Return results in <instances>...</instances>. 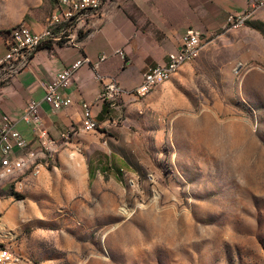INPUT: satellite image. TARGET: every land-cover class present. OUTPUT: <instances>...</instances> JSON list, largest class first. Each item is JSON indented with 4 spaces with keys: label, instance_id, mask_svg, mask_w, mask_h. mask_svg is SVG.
<instances>
[{
    "label": "rangeland",
    "instance_id": "rangeland-1",
    "mask_svg": "<svg viewBox=\"0 0 264 264\" xmlns=\"http://www.w3.org/2000/svg\"><path fill=\"white\" fill-rule=\"evenodd\" d=\"M56 3L0 0V31L45 27ZM263 10L204 33L114 126L81 128L0 188V238L21 264H264V21L249 20Z\"/></svg>",
    "mask_w": 264,
    "mask_h": 264
},
{
    "label": "crops",
    "instance_id": "crops-1",
    "mask_svg": "<svg viewBox=\"0 0 264 264\" xmlns=\"http://www.w3.org/2000/svg\"><path fill=\"white\" fill-rule=\"evenodd\" d=\"M255 1H106L98 14L89 21L87 32L76 43L38 48L26 68L0 83V119L3 114H7L15 120V127L22 137L31 140L32 131L21 120V114L31 99L40 101L44 124L50 135L59 139V134L65 129L75 128L73 136L83 132L81 103L86 102L91 107L92 119L100 127H112L120 114L108 103L97 100L101 82L96 79V72L115 77L121 87L130 91L140 83L142 74L149 67L167 62L168 53L178 49L180 37L186 29L193 28L203 32V35L214 32L226 24L229 15L248 9ZM249 20L254 28H258L259 20L264 21V10ZM29 27L35 32L44 28L36 24ZM206 42L207 38L202 44ZM118 49L123 51L126 61L115 53ZM5 52L3 31H0V59ZM81 56L88 57L90 63L83 64L75 71L67 88L72 103L52 111L42 101L43 84ZM101 56H105L104 59L100 60ZM97 61L98 69L95 70L93 64ZM133 63L135 65L131 69ZM186 67L188 65H183L181 69ZM131 70L135 74L132 79L127 76ZM133 99L135 97L130 94L123 97L125 103Z\"/></svg>",
    "mask_w": 264,
    "mask_h": 264
},
{
    "label": "built area",
    "instance_id": "built-area-1",
    "mask_svg": "<svg viewBox=\"0 0 264 264\" xmlns=\"http://www.w3.org/2000/svg\"><path fill=\"white\" fill-rule=\"evenodd\" d=\"M107 0H57V3L47 19L46 26L40 32L33 31L29 26L19 23L3 33L6 52L0 59V81L9 79L26 68L33 53L40 47L49 45H70L79 40L80 35L87 32L89 21L98 14ZM264 6V0H257L241 13L231 14L228 23L243 24L245 12ZM206 36L199 31L188 28L180 37L178 49L168 53L165 63L149 67L143 74L140 83L130 91L121 87L115 77L96 72L95 77L101 82V90L97 100L108 103L111 108L119 109L125 94L141 98L150 93V76H159V83L168 81L166 70L171 68V62L186 59L191 63L199 52L201 43ZM115 53L126 61L123 51ZM105 56H101L100 60ZM85 63H90L86 56L76 59L69 67L59 70L55 76L43 84L42 101L47 103L52 111L69 106L72 98L67 92L75 71ZM99 62L93 67L98 69ZM83 118L82 129L96 131L100 125L91 117V107L81 103ZM21 120L32 131V139L27 140L15 127V120L7 114L0 119V188L13 182L22 185L20 177L38 175L45 166L53 160V152L60 144H66L76 132L75 128L65 129L55 139L49 133L41 114V102L31 99L25 106ZM22 258L13 247L0 238V264H21Z\"/></svg>",
    "mask_w": 264,
    "mask_h": 264
},
{
    "label": "bare ground",
    "instance_id": "bare-ground-1",
    "mask_svg": "<svg viewBox=\"0 0 264 264\" xmlns=\"http://www.w3.org/2000/svg\"><path fill=\"white\" fill-rule=\"evenodd\" d=\"M264 8V6H257L252 8L253 10L246 15V12H249L250 10L245 12V20L251 16L254 12H256L257 10ZM239 25H243V24H236V27ZM228 27L229 28H233V24L232 23H228ZM227 30V29H226ZM207 38V37H206ZM205 41V40H204ZM203 41V42H204ZM203 46V44L201 43L200 48ZM189 63V60L186 59H178V60H174L171 62V68L166 70V79H170L179 69L182 65ZM162 83H159V76H150V90L154 89L156 86L160 85Z\"/></svg>",
    "mask_w": 264,
    "mask_h": 264
},
{
    "label": "trees",
    "instance_id": "trees-1",
    "mask_svg": "<svg viewBox=\"0 0 264 264\" xmlns=\"http://www.w3.org/2000/svg\"><path fill=\"white\" fill-rule=\"evenodd\" d=\"M5 32H6V30H3V33H5ZM83 36H84V34L80 35L79 38H82Z\"/></svg>",
    "mask_w": 264,
    "mask_h": 264
}]
</instances>
